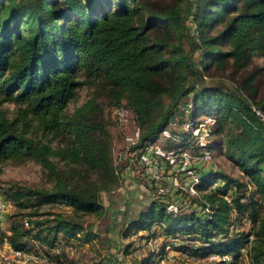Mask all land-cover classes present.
Returning <instances> with one entry per match:
<instances>
[{
  "label": "trees",
  "instance_id": "16d2710c",
  "mask_svg": "<svg viewBox=\"0 0 264 264\" xmlns=\"http://www.w3.org/2000/svg\"><path fill=\"white\" fill-rule=\"evenodd\" d=\"M256 58L264 59V0H0V162L36 159L54 181L49 190H2L3 201L29 218H46L29 220V228L13 222L1 239L25 252L34 244L51 249L61 240L97 239L84 218L104 211L101 193L111 189L104 183L119 179L112 137L96 100L71 115L67 106L79 88L99 83L115 108L134 115L140 133L131 151L161 139L172 121L206 117L213 120L208 149L239 172H203L196 187L202 202L193 200L208 208L203 216L152 202L124 224L122 236L158 233L180 238L176 251L231 258L216 264H244L252 237L251 264H264V128L256 114L264 116L262 70L247 73ZM227 66L244 74L235 86L207 84L212 68ZM174 136L178 142L164 139L166 149L186 147L188 134ZM55 159L84 168L101 185H74ZM45 206H66L68 214H40Z\"/></svg>",
  "mask_w": 264,
  "mask_h": 264
},
{
  "label": "rangeland",
  "instance_id": "374dc122",
  "mask_svg": "<svg viewBox=\"0 0 264 264\" xmlns=\"http://www.w3.org/2000/svg\"><path fill=\"white\" fill-rule=\"evenodd\" d=\"M186 26H191L190 17L187 18ZM260 68L262 72L258 79V83L260 94L262 95L264 93V59H254L247 73L251 72L253 69ZM243 75L244 74L232 75L229 66H227L224 71H217L215 68H212L208 75L209 79L206 82L208 85L222 83L232 88L240 81ZM91 99L96 100L103 110L104 123L112 137L111 155L119 179L115 184L108 182L104 183L107 189L111 188L108 193H106L107 191L101 193V202L104 205V211L98 215H91L84 218L85 227L90 232L94 231L97 234V239L89 242L87 253L78 258H73L67 256L64 249H62L58 255H48L49 260L47 264H109L108 262L113 261L117 254H121V248L125 251L126 245L130 244L131 239L129 237L125 239L122 236L124 224L128 219L134 218V216L141 212V210L150 203L151 195H157L159 190L168 192V195L164 197L173 202H179L184 204V206L190 203L192 206L191 201L193 200H191L192 196L190 193L178 187L170 186L167 178H171L172 174L169 173L168 166L163 172H161L163 169L159 168V179L157 180L150 179L152 172L148 167L137 169L138 163L135 156L131 154V146L136 139V131L138 128L134 115L127 108H115L114 102L109 98L102 85L97 83L95 85L79 88L76 91L75 98L70 101L67 106V113L69 115L73 114L77 108ZM6 108L11 109L12 107L6 105ZM158 141L161 146L164 148L167 147L164 140L159 139ZM59 142H61L60 139ZM56 145L57 144L54 143V146ZM59 145H62V143ZM54 162L57 170L63 171L62 175L68 176V179L73 182L74 185L81 187L101 185L100 181L97 180L94 175L86 172L82 167L78 166L73 169V167L66 166L56 159ZM212 165L216 166L217 169H222L223 172L234 178L239 177V172L235 167L228 164L224 157L216 155H212L211 164L206 163L199 168H193V170L196 173H200L202 169L208 168V166L211 167ZM181 183H184V181H181ZM53 184L54 181L52 177L36 159L31 158L24 162H17L14 160L0 162L1 194H3L2 190L15 186L49 190L52 188ZM67 209L66 206H45L41 208L39 213L68 214ZM123 209L126 210L125 214L128 215V219L125 215H122L121 212ZM24 212L26 211L20 210L8 202L6 224L4 225L5 232H8L9 225L13 222L21 225L24 221L28 222L31 220L33 222L46 218V216L29 218L27 213ZM113 221H115L114 224L112 223ZM239 228L247 230L249 227L248 224H245L239 226ZM185 244L187 243L185 242ZM43 246L41 247L38 244H34L32 251H37V253L43 255L45 254V247ZM133 249L132 245L126 249L127 254H124V262L122 264L135 263L137 259L133 256ZM251 251L252 246L251 243L248 242L242 250L244 264H251ZM141 253L144 255L143 258L146 259V250H141ZM91 254L95 255L91 256ZM175 261V264H179L178 260Z\"/></svg>",
  "mask_w": 264,
  "mask_h": 264
},
{
  "label": "built area",
  "instance_id": "2783aa9c",
  "mask_svg": "<svg viewBox=\"0 0 264 264\" xmlns=\"http://www.w3.org/2000/svg\"><path fill=\"white\" fill-rule=\"evenodd\" d=\"M189 30L191 36L195 38L196 31L192 22ZM256 114L259 116L261 122H263L264 128V116L259 112H256ZM212 124L213 120L206 117L201 118L194 124L187 121L182 123L172 121L169 126L162 131L161 139H171L174 142H178L176 136L171 137V131L188 134L189 141L186 147L166 149L159 144V141H156L149 144L144 151H131V154L135 156L138 163L137 169L148 167L152 172L150 179L157 180L159 179V168H162L163 170H161V172H163L168 166L169 173L172 174L171 178H167L170 186L178 187L190 193L192 196L191 200L202 202L201 196L196 190V187L202 181L203 172L216 171L217 167L214 165L211 167L208 166V168L202 169L200 173H196L193 168H199L206 163L211 164L212 153L208 149V145L211 142ZM139 133V129L137 128L136 139L132 146L137 143ZM115 174H117L116 169ZM181 181H184V183H181ZM162 191L163 190H159L157 195H151L150 203L164 204L166 211L169 213H191L194 211L198 216H203V214L209 212L208 208L202 209V207L198 206L194 201H191L192 206L190 203L184 206V204L179 202H173L164 197L168 195V192ZM7 204L8 202L6 203L0 197V264H47L49 258L46 255H58L62 249H64L67 256L73 258H78L87 253L89 243H81L79 240H70L67 242L61 240L55 243L54 247L51 249L43 246L45 247V254L43 255L32 251L25 252L12 249L6 240L1 239L3 233L9 234L4 230V225L6 224ZM24 226L25 228H28V222L25 221ZM156 229L157 227L153 228L152 231ZM141 235L148 237L140 239L139 237ZM129 238L131 239L130 244L134 248L133 256L136 259H142L144 255L141 253V250H146L147 264H175V260H178L179 264H216L231 260L230 256L227 255L221 256L218 254H208L203 258H197L196 256L189 255L185 252L176 251L173 247L182 244L181 239L167 238L165 240L158 233H156V237H150L147 232H138ZM164 241H166V246L164 247V252L161 253V247L163 246ZM251 241L252 237L249 238L250 243ZM120 253L121 254H117L113 261L108 263L122 264L124 262L123 248L120 249ZM94 255L95 254H91V256Z\"/></svg>",
  "mask_w": 264,
  "mask_h": 264
},
{
  "label": "crops",
  "instance_id": "0c3cea01",
  "mask_svg": "<svg viewBox=\"0 0 264 264\" xmlns=\"http://www.w3.org/2000/svg\"><path fill=\"white\" fill-rule=\"evenodd\" d=\"M125 211H126V210H125V209H123L121 213H122V215H125V216H126V218L128 219V215H126V214H125V213H126ZM130 220H131V218H130V219H128L127 221H130ZM112 223L114 224V223H115V221H113ZM111 228H112V226H111ZM113 233H114V232H113Z\"/></svg>",
  "mask_w": 264,
  "mask_h": 264
}]
</instances>
